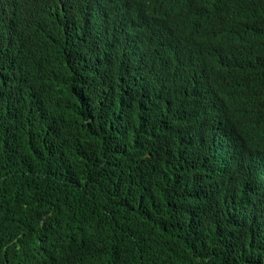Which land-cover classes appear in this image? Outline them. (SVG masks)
I'll return each instance as SVG.
<instances>
[{"label":"clouds","instance_id":"1","mask_svg":"<svg viewBox=\"0 0 264 264\" xmlns=\"http://www.w3.org/2000/svg\"><path fill=\"white\" fill-rule=\"evenodd\" d=\"M228 1L199 7L195 0H167L158 11L161 1L124 0L119 8L120 0H104V26L96 19L93 29V0H0V65L10 61L7 74L20 80L19 90L33 92L59 76L92 88V98L84 102H96L93 95L120 81L122 102L110 108L96 102L90 136L120 153L165 145L171 156L161 168L163 182L152 188V201L197 235L209 228L201 238L222 249L240 229L264 241V8L250 0ZM175 3L184 5L170 8ZM95 4L98 8L100 0ZM238 14L245 16L236 19ZM200 28L211 30L212 37L196 33ZM237 32L240 38L225 36ZM239 92L241 99L233 100ZM127 178L126 195L136 198L143 192L139 175ZM53 224L50 219L35 224L30 246L36 254L24 264L60 252L63 236ZM241 251L226 250L219 259L226 262Z\"/></svg>","mask_w":264,"mask_h":264},{"label":"trees","instance_id":"2","mask_svg":"<svg viewBox=\"0 0 264 264\" xmlns=\"http://www.w3.org/2000/svg\"><path fill=\"white\" fill-rule=\"evenodd\" d=\"M250 1L264 8V0ZM10 67L9 60L0 65V264H14L15 258L24 264L36 254L30 245L41 219L59 226L64 240L57 255L38 257V264H264V241L252 232L238 230L222 249L201 238L209 228L197 235L181 218L160 212L151 195L171 156L165 145L120 153L92 139L96 102L100 108L120 105V81L93 95L96 102H84L93 89L59 76L24 93L20 80L8 76ZM138 175L143 192L128 198L127 177ZM233 223L231 217V229ZM239 249L238 257L219 259L224 251Z\"/></svg>","mask_w":264,"mask_h":264},{"label":"bare ground","instance_id":"3","mask_svg":"<svg viewBox=\"0 0 264 264\" xmlns=\"http://www.w3.org/2000/svg\"><path fill=\"white\" fill-rule=\"evenodd\" d=\"M44 1H47V0H44ZM51 1H54V0H51ZM103 1L104 0H100V6H101V11H100V16H99V13H98V8H97V6H96V4H95V2H96V0H93V4H92V16H93V29L95 28V23H94V18H96L97 17V13H98V17H100V19H101V25H102V23H103V26H104V18H105V15H104V4H103ZM150 1H152V2H156V1H161V5H158V11H163V7H161L162 5L164 6V4L167 2V0H148V2H150ZM180 1H183V0H180ZM99 2V1H98ZM120 2H121V4H120V6H119V8H124L125 6H124V0H120ZM143 3H145V2H143ZM228 3L230 4V5H234L235 3H236V0H232V1H228ZM51 5H53V4H51ZM98 5V6H99ZM173 6H171L170 8H175V7H178V6H182V5H184V4H180V3H175V4H172ZM165 11V10H164ZM165 13V12H164ZM118 15L119 16H121L122 18H124V12L123 11H120L119 13H118ZM241 16H245V15H240V14H238L237 16H235V18L237 19L238 17L240 18ZM85 17V16H84ZM159 18L160 17H156V21L158 22L159 21ZM214 18V17H213ZM215 19V18H214ZM222 22V21H221ZM188 25V24H187ZM192 25V24H191ZM102 26V27H103ZM183 26H186V24L185 25H183ZM192 26H194V25H192ZM199 26H196V27H193V28H198ZM190 29V30H194V29ZM196 33H202V34H206V35H209L207 38H210V37H212V35H210V33H213V32H211V30H209V29H205V28H200V30L198 31L197 29H196ZM219 33H221V32H219ZM166 34H167V37H169L170 36V31L169 30H167V32H166ZM239 35V32H237L235 35H225V36H230V37H228V39H232V37H234V36H238ZM93 37H95V34L93 33ZM240 38V37H239ZM148 39H150V38H148ZM224 38H221V39H218V47H220V46H222V42H221V40H223ZM141 53H142V51H140ZM138 56H139V60L142 58L141 57V55H140V53H138ZM130 63H133L132 61H130ZM139 65L141 66V63L139 62ZM133 69H135V68H130V69H127L128 71H133ZM232 99L234 100V97L232 96ZM238 99H241V96L238 98ZM238 99L236 100V101H238ZM222 107V106H221ZM221 112H222V108H220V112H219V114L218 115H220L221 114ZM219 117V116H218ZM222 146H223V149H224V142L222 141ZM214 155V154H213ZM264 156V154L262 153L261 154V156H260V158L261 157H263ZM225 157V155H224V152L222 151V158H224ZM231 158H234V155H231ZM252 162V161H251ZM232 163V162H231ZM259 163H260V165H262V160L261 159H259ZM259 165V166H260ZM224 167V164H223V161H222V168ZM215 166H214V164L212 163V175H211V180H212V184L214 185L215 184V180H216V176H215ZM222 175H223V173H222ZM206 176V175H205ZM260 180V179H259ZM260 182V181H259ZM260 184V183H259ZM258 190V189H257ZM255 192V190L253 189V190H251V192H250V194H249V203H252V199H251V196H252V194ZM213 194H215V191L213 190ZM196 198H197V196H196V194H195V196H194V200H196ZM211 200H214V196H212V198H211ZM256 200L258 201V202H260L261 201V194L260 193H258L257 194V196H256ZM15 253H13V254H10V255H14ZM139 255V254H138ZM145 259H147V258H145ZM153 259V258H152ZM45 264V263H44Z\"/></svg>","mask_w":264,"mask_h":264},{"label":"water","instance_id":"4","mask_svg":"<svg viewBox=\"0 0 264 264\" xmlns=\"http://www.w3.org/2000/svg\"><path fill=\"white\" fill-rule=\"evenodd\" d=\"M100 11H101L100 6H98V13H99V16H100ZM98 13H97V19L100 20V17H98ZM92 17H93V16H92Z\"/></svg>","mask_w":264,"mask_h":264},{"label":"rangeland","instance_id":"5","mask_svg":"<svg viewBox=\"0 0 264 264\" xmlns=\"http://www.w3.org/2000/svg\"><path fill=\"white\" fill-rule=\"evenodd\" d=\"M97 19V17L96 18H94V21ZM97 26V24H95V27Z\"/></svg>","mask_w":264,"mask_h":264}]
</instances>
